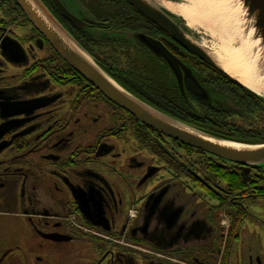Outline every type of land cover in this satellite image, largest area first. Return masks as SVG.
Returning a JSON list of instances; mask_svg holds the SVG:
<instances>
[{"label":"flooded vegetation","instance_id":"af4514ba","mask_svg":"<svg viewBox=\"0 0 264 264\" xmlns=\"http://www.w3.org/2000/svg\"><path fill=\"white\" fill-rule=\"evenodd\" d=\"M44 1L108 70L101 47L124 44L139 52L156 75L141 85L115 75L148 105L151 95L172 98L175 110L180 101L188 110L201 100L186 88L182 94L165 63L127 33L160 43L212 90L201 62L129 10L59 0L82 29L53 0ZM0 127L6 130H0V217L27 226L11 234L25 237L26 246L17 241L0 250V264H264V241H250L256 234L243 230L245 204L264 197H257L260 186L227 191L208 169L194 171L189 150L152 133L68 71L12 0H0Z\"/></svg>","mask_w":264,"mask_h":264},{"label":"water","instance_id":"95a60500","mask_svg":"<svg viewBox=\"0 0 264 264\" xmlns=\"http://www.w3.org/2000/svg\"><path fill=\"white\" fill-rule=\"evenodd\" d=\"M12 1L33 29L67 66L108 103L127 113L147 129L176 142L179 146L184 145L200 150L242 168L264 166V144L244 145L221 140L158 111L125 90L110 77L72 38L41 0ZM53 1L67 21L78 28H84L79 20L62 7L59 0ZM125 1L149 23L168 35L179 47L202 64L227 77L238 87L264 100V0H220L225 14L237 29L235 36L238 46H248L255 60L252 74L255 81L259 83L257 89H252L250 82L249 85L242 84L245 81L244 72L249 70H233L234 75L225 72L222 63L217 60L211 50L195 41L189 33L187 24L185 26L181 22V20H185L165 6L166 4L172 6L171 0ZM135 40L165 63L170 73L176 77L182 94L186 88L199 100L210 102V94L198 84L192 73L183 67L160 43L140 34L135 35ZM1 128L4 132L6 131L4 127H0V130Z\"/></svg>","mask_w":264,"mask_h":264},{"label":"trees","instance_id":"16d2710c","mask_svg":"<svg viewBox=\"0 0 264 264\" xmlns=\"http://www.w3.org/2000/svg\"><path fill=\"white\" fill-rule=\"evenodd\" d=\"M41 2L50 11V9L46 5V2L44 0H41ZM70 2H72L75 6V0H70ZM99 6L103 7L104 9L113 10L125 8V10H129L131 12V15L135 14L145 22H148L125 0H100ZM87 7L89 8V5ZM135 35L136 33H130V35L129 33H127L126 36L131 41V43L140 46V44L135 40ZM72 38L118 84H120L125 90L133 94L144 103L146 102L139 96L132 93L129 89L124 87L122 81L118 80V77L115 74L130 83L140 84L145 82L147 74L151 73L152 75H156V71L153 66L148 65V70L144 68L146 71L140 72L139 74H137V72L139 71L135 70L134 72H137L134 75V78H128L127 76L123 75L126 71L117 70L113 65L112 70H108L107 68H105L103 65L104 62H100L101 60L95 57L92 52L82 46L73 36ZM100 49L103 48L101 47ZM102 54V59L109 62L108 57L104 56L105 54L103 52ZM195 61L198 63L200 62L196 58ZM200 64L201 63H199L198 65ZM200 66L210 72L209 79L211 80L210 84L212 86V90H209L210 102L206 103L199 100L201 102L199 107L190 106L188 110H186L185 105L180 101L179 103H177V109L175 110V107L174 109L170 108L169 101H173L172 98L168 97L167 101H165L164 96L160 98V96L158 97L151 95L145 96L152 103H149V105H157V107L153 106V108L212 137L244 145L264 144V100H261L248 91L244 90L243 88L238 87L230 79L214 72L212 69H209L205 65L201 64ZM67 69L68 71L75 73L69 66H67ZM145 84L142 86H145ZM100 97L103 98L101 95ZM178 99L182 100L183 98L180 96V98ZM260 120L262 121V124H260ZM152 133L154 132L152 131ZM182 147L189 150L193 155V159L192 161H190V164L192 165L194 171H202L204 169H208L211 172V179L214 180L217 185L223 184L226 187L227 191H229V189L238 191L239 189H237L236 187H239L241 188L243 193H247L244 192V189H249L253 185H258L260 187L257 191V197L261 198L264 196V166L260 168H242L241 166L210 156L200 150H196L184 145H182ZM241 216L242 217H240V219L242 220L244 215L242 214Z\"/></svg>","mask_w":264,"mask_h":264},{"label":"rangeland","instance_id":"374dc122","mask_svg":"<svg viewBox=\"0 0 264 264\" xmlns=\"http://www.w3.org/2000/svg\"><path fill=\"white\" fill-rule=\"evenodd\" d=\"M171 1L173 2L172 6L174 7V9H178L180 7L185 9L191 8L190 4L186 0ZM222 7L220 16H217V18L214 19L212 18L203 26H200L196 23V18V21L194 23L195 27H193V29L189 28V33L192 35L196 42L203 44L208 49H214L215 51H217L223 45L220 44L221 41H226L228 43L230 42V39H233L234 41V44L232 46L230 45L231 48L237 49V47H239L238 43L236 42L237 38L235 36L237 29L234 24L230 22L229 17L225 14V10ZM175 13L178 17H180L178 12L175 11ZM197 14L199 16L198 18H201V16H203L201 13L197 12ZM181 22L186 26V21L181 20ZM102 48V52L105 54L104 56L108 57L109 63H111L117 70L126 71L124 72L125 74H122L127 76L128 78H134V75L137 72H134L135 70H138L139 72H137V74H139L140 72H145V69H147L148 65L142 62L141 54L133 48H127L124 44L105 46ZM208 81L210 82L211 80L209 79ZM259 122L260 124H262L261 120ZM119 148L123 149L121 146ZM245 206L248 209L249 215L246 222L244 223L243 230L249 234L255 233L256 236L249 237V240L257 241V243L261 245L264 241L262 236L263 227L261 226V223L264 222V197L252 203H246ZM26 227V224L20 220L0 217V250L7 248L17 241L19 245L26 246L27 240L24 239L25 237H16L18 233L26 231ZM12 233H15L16 235L12 236Z\"/></svg>","mask_w":264,"mask_h":264},{"label":"bare ground","instance_id":"6f19581e","mask_svg":"<svg viewBox=\"0 0 264 264\" xmlns=\"http://www.w3.org/2000/svg\"><path fill=\"white\" fill-rule=\"evenodd\" d=\"M191 8H175L169 4L165 6L169 8V10H173L179 13V15L186 21L187 27L193 29L194 23L197 18V24L200 26L205 25L212 18H217L220 16L222 4L220 0H186ZM198 13H201L203 16L198 18ZM204 19V20H200ZM229 38V37H228ZM230 42H222L219 50L215 51L214 49H210L213 55L220 61L223 65V69L225 72L229 74H233V70H249L244 72L245 81L242 84L249 85V82L252 84V89H257L259 83L255 81L254 75L252 74L253 68H255V60L248 48L241 46L237 47V49H232L231 46L234 44L233 39L229 40ZM231 45V46H230ZM252 67V71L250 72V68ZM243 74V71H242ZM250 87V88H251Z\"/></svg>","mask_w":264,"mask_h":264}]
</instances>
